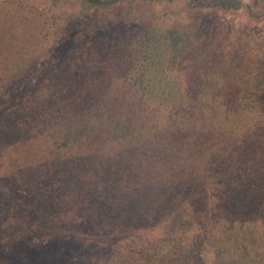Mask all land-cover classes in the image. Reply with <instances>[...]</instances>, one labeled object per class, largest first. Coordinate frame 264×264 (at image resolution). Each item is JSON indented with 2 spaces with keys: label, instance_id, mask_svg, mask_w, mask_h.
I'll return each mask as SVG.
<instances>
[{
  "label": "trees",
  "instance_id": "16d2710c",
  "mask_svg": "<svg viewBox=\"0 0 264 264\" xmlns=\"http://www.w3.org/2000/svg\"><path fill=\"white\" fill-rule=\"evenodd\" d=\"M134 2L80 1L83 12L97 14ZM220 5L264 21L261 5ZM110 24H87L66 55L38 69L48 73L34 91L14 103L5 98L30 56L10 58L0 69L1 253L29 244L39 251L33 264H42L56 257L51 245L65 240L118 244L128 229H143L141 217L164 213L170 201L182 203L204 186L232 198L249 190L264 212V57L252 62L243 55L230 70L197 48L200 30L191 22L116 41L97 37ZM77 58L83 67L75 74L70 66ZM250 113L252 122L245 119ZM16 145L27 147L19 154ZM71 206L87 216L65 221ZM220 207H229L227 200ZM18 212H29L19 226ZM10 214L13 221L5 224ZM113 226L121 236L112 242ZM263 231L257 240L245 235L240 245L225 247L210 264H264ZM130 246L124 244L123 256Z\"/></svg>",
  "mask_w": 264,
  "mask_h": 264
},
{
  "label": "rangeland",
  "instance_id": "374dc122",
  "mask_svg": "<svg viewBox=\"0 0 264 264\" xmlns=\"http://www.w3.org/2000/svg\"><path fill=\"white\" fill-rule=\"evenodd\" d=\"M80 1L0 0V69L10 58L16 57L14 60L20 62L17 57L22 53L30 56L22 67L23 74L10 86L12 92L5 98L8 103H14L13 100L28 91L33 92L38 82L48 73L38 69L47 65L46 62L52 57L66 55L71 45L85 31L87 24L90 26L94 21L98 23L104 19H109L111 24L109 28L97 33V37L107 36L109 41L130 34L137 35L149 27L191 22L200 30L197 48L206 56H212L210 58L214 62L219 61L222 67L230 70L234 69L235 62L243 55L252 62L264 57L261 56V53L264 54V21L256 22L245 9L234 11L223 9L220 5L240 0H135L129 7L99 11L98 14L83 12ZM242 1L264 7V0ZM8 44L10 46L7 47ZM78 60L77 58L76 66H70L71 69L77 67L75 74L81 71L78 68L83 67ZM191 95L192 91L189 92V96ZM261 97L264 98V94ZM204 101L212 100L205 97ZM199 104H203V101L199 100ZM250 115L252 116L245 117L248 122L255 120H252L253 114ZM20 146L22 147L19 148ZM20 146L16 145V149L22 154L27 146ZM13 148L11 145L9 151H13ZM7 160H11V156L6 155ZM218 189L210 191L204 186L199 188L197 194H187L182 203L170 201L164 213L153 211L151 216L141 217L140 220L144 221L143 229L132 233L130 230L133 229H128L126 234L129 236L124 235V240L118 244L104 247L102 244H93L88 247L70 240H65L58 246L52 244L56 257L53 262L42 264H210L225 247L233 243L240 245L245 235L255 236L257 240L260 231L264 230V212L255 209L261 201L251 199L258 195L247 197L249 190L243 194L238 191V195L235 194L236 197L232 198L226 197ZM180 196L184 197V194ZM225 200L229 205L226 209L220 207ZM80 213L87 216L84 212ZM80 213L71 206L62 216L65 221H69L72 216L82 215ZM17 215L21 216L16 221L19 226L22 218L29 216V212H18ZM13 219L10 214L5 224ZM113 227L109 229L112 242L116 236L117 239L121 236L120 233L119 236L116 235L119 228ZM138 232L143 237V244L136 245L133 240L137 237L134 234ZM147 238L154 242L153 246L145 244L144 240ZM124 244L132 245L129 247L130 251L126 249L125 256ZM19 253L24 254L28 262L23 263ZM141 253L154 256L150 260L149 256ZM38 256L36 247L19 244L12 250L0 252V264H33L37 262ZM162 257H165L164 261H161Z\"/></svg>",
  "mask_w": 264,
  "mask_h": 264
}]
</instances>
